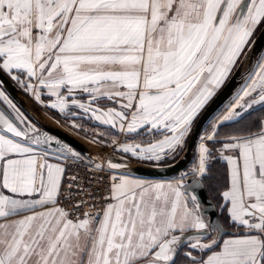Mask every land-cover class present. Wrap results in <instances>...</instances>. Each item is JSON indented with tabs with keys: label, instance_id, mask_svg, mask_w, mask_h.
I'll list each match as a JSON object with an SVG mask.
<instances>
[{
	"label": "snow or ice",
	"instance_id": "6c2138e0",
	"mask_svg": "<svg viewBox=\"0 0 264 264\" xmlns=\"http://www.w3.org/2000/svg\"><path fill=\"white\" fill-rule=\"evenodd\" d=\"M258 34L264 0H0V73L72 128L94 121L90 143L121 154L93 162L41 132L0 81V264H264V52L238 71ZM98 126L126 139L104 145ZM189 138L195 163L174 179L126 171L133 158L178 163Z\"/></svg>",
	"mask_w": 264,
	"mask_h": 264
},
{
	"label": "water",
	"instance_id": "95a60500",
	"mask_svg": "<svg viewBox=\"0 0 264 264\" xmlns=\"http://www.w3.org/2000/svg\"><path fill=\"white\" fill-rule=\"evenodd\" d=\"M264 52V35L258 34L256 38V44L252 47L249 53L248 59L244 62L243 67L238 69L242 74L247 72L249 66L259 57L260 53ZM234 76H237L234 73ZM242 76H237L236 84L233 85L231 80L227 91H222L218 96L217 101L214 102L210 110L206 111L204 117H202L203 123L198 126V131H204L205 127L210 122L211 118L223 109L224 103L230 99V93L234 94L235 89L239 86ZM0 81L3 82L2 88L5 93L20 107V109L41 129V132H47L51 136H55L65 143L73 146L76 150L80 151L86 156V159L90 158L93 162H101V154H103V162L107 163L108 158H113L114 162H119L121 155L116 152H111L108 147L97 146L90 143L91 140H87L72 133L66 127H64L59 121L51 117L45 109H43L26 93H24L9 77L0 73ZM206 117V118H205ZM196 141L193 138H189L188 145L181 155L179 162H173L166 165L148 164L144 162L135 161L134 159L127 161L129 168L126 171L130 172L134 177L144 178L149 180L155 179H171L177 175V169L187 170L191 163L194 161L196 152ZM172 165H175L174 167ZM201 201L207 207L209 204L213 212V217L219 216L218 208L209 196L207 189L198 191Z\"/></svg>",
	"mask_w": 264,
	"mask_h": 264
},
{
	"label": "rangeland",
	"instance_id": "374dc122",
	"mask_svg": "<svg viewBox=\"0 0 264 264\" xmlns=\"http://www.w3.org/2000/svg\"><path fill=\"white\" fill-rule=\"evenodd\" d=\"M2 90L4 91V89L2 88ZM8 95V94H7ZM10 98V97H9ZM11 99V98H10ZM46 99V98H45ZM12 100V99H11ZM47 102V101H46ZM45 111L51 115V117H53L54 119H56L57 121H59L64 127H66L68 130H70L72 133L76 134L77 136L81 137V138H84V139H87V140H92L93 139V124L95 123L94 121L93 122H89L88 120H83V121H80L81 124L84 125V129L86 130H77V129H74L71 127V122L70 121H67L65 120L62 116H60L58 114L57 111L55 110H52L50 108H45ZM99 127H102V126H98L96 129H95V132L97 133V139H99L100 137L98 136V133L99 132H102L101 129H99ZM103 127H107V126H103ZM106 134V133H105ZM143 137V136H142ZM117 139V141L119 142H123L126 137L123 135V134H119L116 130H113V132L111 133V136H108L107 134L105 135L104 137V145H108L110 144L112 141L111 139ZM146 139L145 140H142V142H147L149 140L152 139L151 136H146L145 137ZM129 140V142H131L132 138L129 137L127 138ZM140 139V138H139ZM117 154H120L119 152H116ZM121 155V154H120ZM135 160V159H134ZM137 161V160H135ZM139 162H144V163H148V164H156V165H162V162L157 164V163H153V162H148V161H139ZM164 163V162H163ZM166 165V164H165Z\"/></svg>",
	"mask_w": 264,
	"mask_h": 264
},
{
	"label": "built area",
	"instance_id": "2783aa9c",
	"mask_svg": "<svg viewBox=\"0 0 264 264\" xmlns=\"http://www.w3.org/2000/svg\"><path fill=\"white\" fill-rule=\"evenodd\" d=\"M111 152L115 151L114 147H109ZM69 174H78L79 177L83 179L84 182H92L91 187L93 189L100 188L103 189L107 184V177L91 170L89 167H84L83 164L76 165L73 164L69 169ZM99 203V202H97ZM99 208L94 209V211H99Z\"/></svg>",
	"mask_w": 264,
	"mask_h": 264
},
{
	"label": "trees",
	"instance_id": "16d2710c",
	"mask_svg": "<svg viewBox=\"0 0 264 264\" xmlns=\"http://www.w3.org/2000/svg\"><path fill=\"white\" fill-rule=\"evenodd\" d=\"M209 127V123L208 125L205 127L208 128ZM99 129H101L102 132H105L106 134L110 131L111 133L113 132L112 129H108L107 127H99ZM204 129V130H205ZM139 138H142V137H139ZM139 138H137L136 140H139ZM174 161H168V162H162V165H165V164H170V163H173ZM224 162L222 161H214L213 162V166H212V176H213V180L210 181L209 183L215 185V186H219L220 184L223 183V173H224ZM205 189H207L208 193H209V196L213 199V201L215 202L217 208H218V204H217V200H216V197H215V194H217V192L213 189V190H209V187L208 185L206 184L205 185ZM219 214V213H218ZM220 215V214H219Z\"/></svg>",
	"mask_w": 264,
	"mask_h": 264
},
{
	"label": "crops",
	"instance_id": "0c3cea01",
	"mask_svg": "<svg viewBox=\"0 0 264 264\" xmlns=\"http://www.w3.org/2000/svg\"><path fill=\"white\" fill-rule=\"evenodd\" d=\"M38 105V104H37ZM0 106H2V105H0ZM43 109H45V107H43L42 105H40ZM223 110V109H222ZM221 110V111H222ZM38 127V126H37ZM39 128V127H38ZM40 129V128H39ZM146 136H143L142 138H140L139 140H136V142H142V140H145L146 138H145ZM113 140H115L116 142H117V144L119 143V141H117V139H111V141H113ZM110 147V146H109ZM134 159V158H133ZM195 159H196V156H195ZM195 159H194V161L191 163V165L193 164V163H195ZM149 162V161H148ZM154 163V162H153ZM191 167V166H190ZM189 167V168H190ZM224 170H225V166H224ZM138 178V177H137ZM141 179H144V178H141ZM146 180H149V179H146ZM168 180H172V178L171 179H155V180H152V181H168ZM215 197H216V200H217V204H218V201H219V196H218V193L217 194H215Z\"/></svg>",
	"mask_w": 264,
	"mask_h": 264
},
{
	"label": "flooded vegetation",
	"instance_id": "af4514ba",
	"mask_svg": "<svg viewBox=\"0 0 264 264\" xmlns=\"http://www.w3.org/2000/svg\"><path fill=\"white\" fill-rule=\"evenodd\" d=\"M13 101V100H12ZM14 102V101H13ZM15 103V102H14ZM20 108V107H19ZM22 111V110H21ZM23 112V111H22ZM25 114V113H24ZM26 115V114H25ZM27 116V115H26ZM34 123V122H33ZM37 126V125H36Z\"/></svg>",
	"mask_w": 264,
	"mask_h": 264
}]
</instances>
